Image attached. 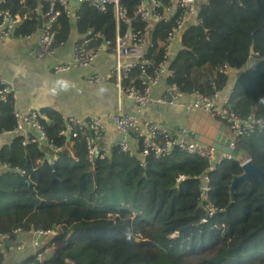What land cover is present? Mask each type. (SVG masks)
Masks as SVG:
<instances>
[{"label": "trees", "instance_id": "obj_1", "mask_svg": "<svg viewBox=\"0 0 264 264\" xmlns=\"http://www.w3.org/2000/svg\"><path fill=\"white\" fill-rule=\"evenodd\" d=\"M16 4L7 0L0 7ZM198 12L206 28L183 30L168 84L180 95L198 91L211 96L229 85L231 78L220 71L225 64L236 73L227 108L243 119H264V0H198ZM79 15L94 31L106 37L111 33L110 10L99 17L83 2ZM173 24L160 23L150 34L154 58H162ZM35 28L31 18L22 31ZM58 29L55 45L66 41L67 17L59 19ZM139 72V67L133 69V75ZM132 83L131 77L123 80L124 86ZM13 112L14 100L0 102V134L15 127ZM40 112L51 141L65 149L52 166L44 149L23 146L20 135L0 149V171L8 169L0 172V235L10 244L19 233L51 231L41 247L51 253L40 264H264L262 185L253 176L238 181L231 199L230 183L243 172L238 161L226 160L210 174V191L202 202L196 177L206 168L204 160L174 151L163 158L148 157L141 167L137 156H125L115 146L90 168L82 136L68 147L57 136L64 118L50 107ZM217 128L205 144L212 143ZM71 148L77 162L68 156ZM235 149L264 172V133L240 138ZM180 177L185 178L177 182ZM210 203L220 212L201 224ZM34 263L32 257L24 264Z\"/></svg>", "mask_w": 264, "mask_h": 264}, {"label": "built area", "instance_id": "obj_2", "mask_svg": "<svg viewBox=\"0 0 264 264\" xmlns=\"http://www.w3.org/2000/svg\"><path fill=\"white\" fill-rule=\"evenodd\" d=\"M70 1L88 2L94 9L97 16L102 17L106 14V4L113 6V19L108 27L114 29V37L104 36L91 29L89 33L81 34V40L74 44L68 56L55 61L51 66L53 73H65L72 69L85 68L98 55L101 47H112L115 55L114 61L104 68L94 71L91 79L97 82H106L110 78L115 79L117 97L131 100L135 105L134 112H107L104 116H89L79 118L74 116L64 117V128L57 136L64 137L70 147L74 139L82 136L87 163L90 168L95 166L96 161L104 158L105 150H102L100 140L106 124L110 123L120 132L116 146L119 152L125 156H137L138 165L144 167L148 157L163 158L174 151H182L187 155L198 157L206 162V168L196 177L199 181V196L204 202L210 191V174L226 160L235 159L239 166H242L248 159L243 155L237 154L232 157L229 153L215 149L211 144H205L199 140L192 139L190 130L186 125V115L191 110H204L211 117L221 118L227 129L226 138L228 139L227 148L235 149L237 141L242 137H248L254 133H264V119L249 117L243 119L236 113L227 108L228 95L231 90L229 87L223 89L227 91L226 96H222L221 91H215L211 96H205L198 91L188 92L186 95L177 93L174 84H167L166 91L168 96L153 97L152 88L158 80L164 76L166 79L173 76L170 68L174 52V43L186 28L187 23H192L198 27L206 28V23L198 14V0H135L136 6L129 10L121 4V0H38L37 4L27 10L30 0H17L19 6L25 11L19 12L18 8L10 11L0 10V40L5 38L27 39L36 37L37 44L34 50L27 53L36 60H44L54 53L58 36V19L62 16L68 17L75 22L80 21V16L74 11ZM5 1L0 0L3 4ZM45 2L47 6H44ZM159 10L171 12L173 26L168 31L166 40L163 43V55L161 59L154 58V41L150 39V34L154 23L158 19ZM12 11V12H11ZM194 18V23L190 19ZM33 18L36 20V28L30 32L21 30L27 22ZM140 22L146 25L144 30L127 29L121 30V25L128 27ZM89 27L90 25L87 24ZM151 26V30L148 29ZM19 31V32H18ZM250 68H255V63ZM140 68L139 73L133 75V69ZM225 75L232 78L231 71L225 64L220 68ZM133 83L124 86L123 80L130 78ZM168 80V79H167ZM186 97L187 102L179 104L180 115L177 119V128L172 131L164 124L149 122L139 116L140 110L153 104H176L178 98ZM16 99V95L10 83L0 79V102L7 99ZM16 124L12 130L3 131L0 135H20L23 146L36 145L46 151L48 161L56 163L60 153L65 149L64 145H55L47 134L45 127L46 116L35 106L29 105L24 111L14 109L13 112ZM132 136V139L128 137ZM134 142V145L130 141ZM74 150L68 151V156L73 157ZM74 162L77 159L73 157ZM2 170H8L5 166ZM13 171L23 175L24 171L13 169ZM185 177H180V182ZM217 212H220L212 203L207 204L205 215L200 223H206ZM33 237L29 244L34 248L35 263L40 264L41 256L37 252L41 249L40 239L51 235V231L31 230ZM7 237L0 235V255H6ZM25 242L17 243L20 248ZM51 253L50 248L44 250V254ZM37 254V255H36Z\"/></svg>", "mask_w": 264, "mask_h": 264}, {"label": "crops", "instance_id": "obj_3", "mask_svg": "<svg viewBox=\"0 0 264 264\" xmlns=\"http://www.w3.org/2000/svg\"><path fill=\"white\" fill-rule=\"evenodd\" d=\"M4 1L7 4V0ZM33 1L36 3L28 4L27 10L28 7H34L38 2V0ZM128 1L131 3L130 6L124 4L123 0H121V4L129 10L134 9L136 1ZM42 3L45 4V2ZM81 3L83 2L73 6L74 11L78 14L80 12ZM14 8H18L19 12L25 11V8L19 6L18 3L11 8L0 7V10L10 11L14 10ZM106 9L107 11L110 10V12L113 13V6L111 4H106ZM170 15L171 12L168 10L158 11L159 20L154 23V27L152 29L153 35L155 33L156 26L160 23L166 24L173 22ZM68 21L69 34L67 35L66 41L62 43L58 42L59 44L55 45L56 47L54 48V53L50 57L41 61L27 55L28 52L35 49L37 44V35L36 37L34 36L27 39L5 38L4 40H0V79L10 83L13 88L16 95V99L14 100V109L24 111L29 105H33L40 111L41 108L50 107L55 109L62 117L74 116L79 118L89 116L102 117L107 112H134L135 105L131 100L126 98H121V100L118 99L115 79L110 78L109 81L106 82H97L91 79V74L94 71L102 69L106 65H110L114 61L115 55L112 47H101L98 55L85 68L72 69L65 73H53L51 71V66L55 61L69 55L74 44L81 40V34L89 33L92 29L87 25H90V23L83 20V17L81 16L78 23L71 19H68ZM111 21H109V23ZM190 21L194 23V18L192 17ZM190 24L192 23H187L186 25ZM25 26L22 30H24ZM109 28L111 33L108 34V37H114V29L111 27ZM129 28L144 30L146 25L140 22H137L131 27L124 24L121 25V30H127ZM151 28L152 25H148V29L151 30ZM96 32L102 34L100 31ZM181 34L174 43V49L179 42ZM235 78L236 73L233 74V78L229 82L227 89L229 87L232 89ZM167 84V79L162 76L151 90L153 97L168 96L166 91ZM226 95L227 91L223 90L222 96ZM185 102H187V99L182 96L181 99L180 97L178 98L176 104L165 103L149 105L143 110H140L139 116L149 122L162 123L169 130L174 131L177 128V119L180 115L179 104ZM188 115L189 114L186 115V125L190 130V136L192 139L199 140L201 137V131L197 127H190L191 122L190 124L188 123ZM191 118L192 116L190 114V119ZM214 118L218 117L214 116ZM218 120L219 129L220 125L224 122L221 118H218ZM218 129L216 130V133ZM14 137V135H0V149L4 145L9 144ZM120 137V132L117 131L110 123H107L100 140L102 150L110 151L111 148L116 146ZM128 138L132 139L133 137L129 136ZM130 143L134 145L132 140ZM46 158H48L47 155ZM48 237L49 236H46L40 239L41 247H43V245L47 242ZM32 239V235L27 232L19 233L13 244L7 242V252L5 256H0V264H24L26 263V260L35 257L34 248H32L29 244V241ZM22 241L25 243L20 248H17V243ZM37 252L40 254L41 258L44 257V250L41 251V249H39Z\"/></svg>", "mask_w": 264, "mask_h": 264}, {"label": "water", "instance_id": "obj_4", "mask_svg": "<svg viewBox=\"0 0 264 264\" xmlns=\"http://www.w3.org/2000/svg\"><path fill=\"white\" fill-rule=\"evenodd\" d=\"M235 1V0H233ZM70 5L72 6H75L77 5L78 3L76 1H70L69 2ZM250 53H252V51H250ZM254 62L251 61L248 66L251 67L252 64ZM226 133H227V129L224 125V123H222L211 143V145L221 151V152H224V153H229L232 157H236L237 156V150L236 149H228L227 148V144H228V139L226 138ZM197 138V137H196ZM51 166H52V163H51ZM242 174L241 175H238V176H235L231 183H230V186H229V190H230V197L232 199L233 197V192H234V187H235V184L236 182L238 181H247L248 178L250 176H253V177H257L260 182H261V185H262V191L264 193V172L261 171L257 166H255L250 160L246 161L242 166Z\"/></svg>", "mask_w": 264, "mask_h": 264}, {"label": "rangeland", "instance_id": "obj_5", "mask_svg": "<svg viewBox=\"0 0 264 264\" xmlns=\"http://www.w3.org/2000/svg\"><path fill=\"white\" fill-rule=\"evenodd\" d=\"M191 25L192 26H196V25H193V24H190V25H187V26L190 28ZM231 79H230V81H231ZM188 114L189 115L187 116V120H188L189 124L191 122L190 127L191 128L197 127L201 131V137H200L199 141L202 142V143H204L203 141H205V138H207V137H209V136H211L213 134V131L215 130L216 126H219L218 118L211 117L209 115V113L204 111V110H191V111L188 112ZM190 114L192 116L191 119H190Z\"/></svg>", "mask_w": 264, "mask_h": 264}]
</instances>
